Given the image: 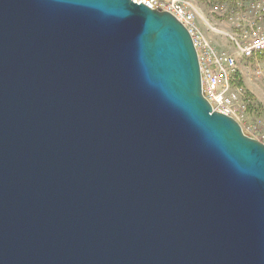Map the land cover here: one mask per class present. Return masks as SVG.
I'll return each instance as SVG.
<instances>
[{"label": "water", "instance_id": "95a60500", "mask_svg": "<svg viewBox=\"0 0 264 264\" xmlns=\"http://www.w3.org/2000/svg\"><path fill=\"white\" fill-rule=\"evenodd\" d=\"M0 264H264V145L172 15L0 0Z\"/></svg>", "mask_w": 264, "mask_h": 264}, {"label": "rangeland", "instance_id": "374dc122", "mask_svg": "<svg viewBox=\"0 0 264 264\" xmlns=\"http://www.w3.org/2000/svg\"><path fill=\"white\" fill-rule=\"evenodd\" d=\"M158 6L177 3L186 14L192 15L188 26L192 28L200 43L198 55L203 58L205 68L210 64L207 59L210 54L226 52L234 55L231 38L241 35L247 27V16L253 0H239L234 3H218L207 0H155ZM161 12V11H159ZM235 94L231 101L227 96ZM214 100L222 111L228 113L241 128L243 135L264 145V88L257 82L239 73L229 77L226 83L220 85ZM210 97L213 96L210 94Z\"/></svg>", "mask_w": 264, "mask_h": 264}, {"label": "built area", "instance_id": "2783aa9c", "mask_svg": "<svg viewBox=\"0 0 264 264\" xmlns=\"http://www.w3.org/2000/svg\"><path fill=\"white\" fill-rule=\"evenodd\" d=\"M135 3H141L152 10L166 12L172 15L177 21L182 20V25L188 31L195 50L197 51V60L200 70L201 92L208 101L213 111L228 116V113L222 111L215 104L214 100H222V96H214L221 84L226 83L228 78L234 77L238 73L246 76L248 79L257 82L264 88V0H253L247 16V27L245 31L236 37L231 38L235 54L218 52L210 54L207 61L210 64L204 65L203 58L200 59L198 53V37L194 34L192 28L188 26L192 20L191 14H186L181 5L177 3L164 4L160 7L155 0H132ZM210 94L213 98L210 97ZM228 101L235 98V94L226 97ZM214 99V100H213Z\"/></svg>", "mask_w": 264, "mask_h": 264}, {"label": "trees", "instance_id": "16d2710c", "mask_svg": "<svg viewBox=\"0 0 264 264\" xmlns=\"http://www.w3.org/2000/svg\"><path fill=\"white\" fill-rule=\"evenodd\" d=\"M207 1H214V2H218V3H227V4H230V3L237 2L239 0H207Z\"/></svg>", "mask_w": 264, "mask_h": 264}, {"label": "bare ground", "instance_id": "6f19581e", "mask_svg": "<svg viewBox=\"0 0 264 264\" xmlns=\"http://www.w3.org/2000/svg\"><path fill=\"white\" fill-rule=\"evenodd\" d=\"M176 18L178 19V22H179V23H181V24L183 23L182 20H181L180 18H178V17H176ZM184 28H185V27H184ZM185 29H186V28H185ZM190 38H191V37H190ZM191 41H192V39H191ZM192 43H193V42H192ZM193 46H194V45H193ZM194 49H195V47H194ZM195 52H197V51L195 50ZM196 55H197V53H196ZM198 65H199V64H198ZM199 71H200V70H199Z\"/></svg>", "mask_w": 264, "mask_h": 264}]
</instances>
